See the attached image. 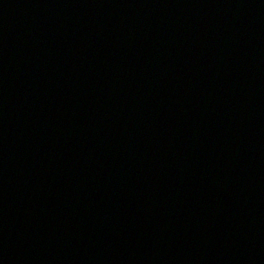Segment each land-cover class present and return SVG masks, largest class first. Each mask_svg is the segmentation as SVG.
<instances>
[{
  "label": "water",
  "instance_id": "obj_1",
  "mask_svg": "<svg viewBox=\"0 0 264 264\" xmlns=\"http://www.w3.org/2000/svg\"><path fill=\"white\" fill-rule=\"evenodd\" d=\"M0 264H264V0H0Z\"/></svg>",
  "mask_w": 264,
  "mask_h": 264
}]
</instances>
